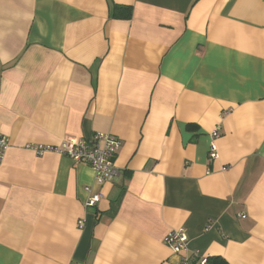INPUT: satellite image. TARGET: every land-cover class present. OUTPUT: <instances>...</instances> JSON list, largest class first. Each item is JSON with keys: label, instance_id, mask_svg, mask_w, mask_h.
Wrapping results in <instances>:
<instances>
[{"label": "crops", "instance_id": "crops-1", "mask_svg": "<svg viewBox=\"0 0 264 264\" xmlns=\"http://www.w3.org/2000/svg\"><path fill=\"white\" fill-rule=\"evenodd\" d=\"M0 134V264H264V0H0ZM96 134L100 188L27 149Z\"/></svg>", "mask_w": 264, "mask_h": 264}, {"label": "built area", "instance_id": "built-area-1", "mask_svg": "<svg viewBox=\"0 0 264 264\" xmlns=\"http://www.w3.org/2000/svg\"><path fill=\"white\" fill-rule=\"evenodd\" d=\"M220 135V127L216 126L210 134V144L208 148V159L211 161L218 159V150L215 144ZM121 140L111 134H96L90 139L66 138L57 145H29L37 156L46 153H53L69 158L70 160L81 163L94 172V184L100 188L104 184L113 182L119 175L120 170L115 165V158L121 147ZM8 142L0 134V165L3 162ZM225 170V169H224ZM87 199L84 202L85 208H94L103 199L100 190L92 192L90 187L86 188ZM164 244L173 254L184 253L187 249V237L182 229L173 230L164 237ZM180 264H211L207 256L193 253L191 257H183Z\"/></svg>", "mask_w": 264, "mask_h": 264}, {"label": "trees", "instance_id": "trees-1", "mask_svg": "<svg viewBox=\"0 0 264 264\" xmlns=\"http://www.w3.org/2000/svg\"><path fill=\"white\" fill-rule=\"evenodd\" d=\"M131 8L129 6H118L115 5L112 8V17L116 19L129 20L131 18ZM211 264H226L223 260L219 258H213L210 260Z\"/></svg>", "mask_w": 264, "mask_h": 264}]
</instances>
